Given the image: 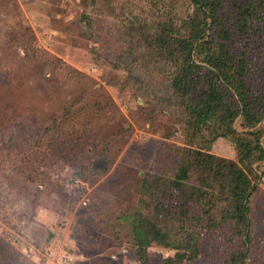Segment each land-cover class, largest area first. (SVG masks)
<instances>
[{
    "label": "rangeland",
    "instance_id": "obj_1",
    "mask_svg": "<svg viewBox=\"0 0 264 264\" xmlns=\"http://www.w3.org/2000/svg\"><path fill=\"white\" fill-rule=\"evenodd\" d=\"M240 3L221 0L218 17L234 49L249 47L247 85L264 94V23L254 43L238 36ZM193 8L189 0H0V264H140L137 238L118 217L142 198L159 228L190 219L199 232L184 250L151 244L150 264H170L178 251L186 256L177 264H230L242 242L226 203H198L167 181L185 147L235 161V145L187 142L172 110L153 100L167 96V75L146 62L142 43L162 22L191 34ZM214 31L208 24L203 40ZM233 128L255 130L240 117ZM252 168L246 264H264V161ZM156 177L165 181L141 188ZM174 194L176 209L160 205Z\"/></svg>",
    "mask_w": 264,
    "mask_h": 264
},
{
    "label": "trees",
    "instance_id": "obj_2",
    "mask_svg": "<svg viewBox=\"0 0 264 264\" xmlns=\"http://www.w3.org/2000/svg\"><path fill=\"white\" fill-rule=\"evenodd\" d=\"M189 1L194 8L185 28L191 34L173 21L162 22L155 25L152 32L142 34V43L150 50L146 62L157 65L167 75L166 83L162 86L167 96L154 94L153 100L172 110L168 112L184 125L187 142L194 140L204 147L210 146L218 138H232L236 160L217 157L203 149L185 147V157L167 184L179 193L193 194L198 203H226L228 210L224 218L227 215L229 221L234 222L242 242L229 263L246 264L251 239L249 204L255 192L248 172L253 173L254 162L264 161V146L259 141L264 133V94L253 91L247 85L249 47L241 45L234 49L228 43L231 35L218 17L221 0ZM241 1L236 11L238 26L235 32L242 39L249 38L251 44L257 31H262L264 0ZM208 24L214 26L216 38L206 37L203 40L205 36L202 34ZM251 28H254V34L249 33ZM131 69L127 68L130 72ZM136 80L140 84L148 81ZM144 89L147 90L146 87ZM238 117L244 122V127L255 130L238 135L233 128ZM260 123L262 128H256ZM161 181H165V178L156 177L149 182L144 180L141 188L145 189L147 183L157 186ZM176 199L175 194L169 195L168 203L160 205L164 204L171 211L179 205ZM154 212L144 204L142 198L133 213L118 217L137 238L135 246L140 264H150L146 248L151 244L184 250L186 244L195 245L199 237L197 225H192L190 219L180 230L174 227L165 230L159 228L153 222ZM197 216V220L203 217L198 213ZM185 256L186 252L178 251L170 264L181 262Z\"/></svg>",
    "mask_w": 264,
    "mask_h": 264
}]
</instances>
